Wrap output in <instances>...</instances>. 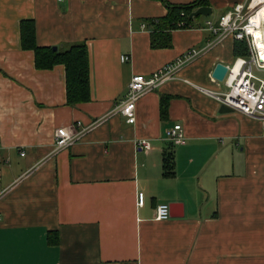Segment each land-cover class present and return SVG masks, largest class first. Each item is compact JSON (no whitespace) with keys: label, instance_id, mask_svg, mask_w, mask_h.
<instances>
[{"label":"crops","instance_id":"1","mask_svg":"<svg viewBox=\"0 0 264 264\" xmlns=\"http://www.w3.org/2000/svg\"><path fill=\"white\" fill-rule=\"evenodd\" d=\"M194 1L0 0V264H264L262 124L220 113L202 91L225 92L215 66L249 57H234V39L145 93L133 124L113 112L134 75L203 50L211 38L204 23L244 0H208L209 16L173 30L170 48L152 49L149 21L164 17L167 3ZM25 20L34 22L39 47L85 43L88 102L66 105L63 66L35 68L33 52L20 46ZM252 72L264 79V70ZM75 121L98 122L56 152L54 131ZM175 124L185 133L180 145L164 139ZM163 204L170 218L157 221Z\"/></svg>","mask_w":264,"mask_h":264},{"label":"built area","instance_id":"2","mask_svg":"<svg viewBox=\"0 0 264 264\" xmlns=\"http://www.w3.org/2000/svg\"><path fill=\"white\" fill-rule=\"evenodd\" d=\"M264 0H244L234 4L231 9L224 12L216 21H206L203 29L208 31L211 38L206 42L203 50L188 49L172 62L164 65L150 75H134L127 85L124 96L115 104L114 113L120 114L126 122L135 121V107L138 100L147 92L155 91L167 82L178 79L179 71L196 59L202 52L221 42L225 37H232L236 41H246L250 55L238 58L233 65L227 67L224 83L227 90L223 93L210 95L221 106L246 117L261 122L264 133V79L256 77L252 70H264ZM129 57L121 56V61ZM83 125L75 121L67 127L57 128L53 133L54 150L66 149L78 141L97 123ZM164 139L172 145L184 143L185 133L181 125L175 124L165 129ZM136 147L149 149V143L138 140ZM24 155V152H21ZM143 195L138 194V204L142 205ZM155 220L166 221L170 218L168 205H159L156 208Z\"/></svg>","mask_w":264,"mask_h":264},{"label":"trees","instance_id":"3","mask_svg":"<svg viewBox=\"0 0 264 264\" xmlns=\"http://www.w3.org/2000/svg\"><path fill=\"white\" fill-rule=\"evenodd\" d=\"M208 0H195L187 5L166 4L167 13L164 17L150 20V47L152 49H168L172 46L171 32L176 29L192 28L194 21L189 15L199 7H208ZM20 46L22 50L32 51L34 66L37 70H50L61 65L65 71L66 105L73 107L90 100L88 82V56L85 43L74 44L64 48L39 47L35 42V25L32 20L21 21L19 24ZM234 57H247L250 49L246 41L234 40ZM166 98H161L160 112H166ZM172 153L163 160V175L173 176Z\"/></svg>","mask_w":264,"mask_h":264},{"label":"water","instance_id":"4","mask_svg":"<svg viewBox=\"0 0 264 264\" xmlns=\"http://www.w3.org/2000/svg\"><path fill=\"white\" fill-rule=\"evenodd\" d=\"M210 14H211V9L209 7H199L189 15V19L193 20L194 18L200 16L207 17ZM53 50H56V47H54ZM226 73H227V67L222 64H217L213 70L212 77L215 80L222 82L224 80ZM228 112H231V110H229L224 106H221L220 113H228Z\"/></svg>","mask_w":264,"mask_h":264},{"label":"bare ground","instance_id":"5","mask_svg":"<svg viewBox=\"0 0 264 264\" xmlns=\"http://www.w3.org/2000/svg\"><path fill=\"white\" fill-rule=\"evenodd\" d=\"M262 15H263V17H264V9H263V11H262Z\"/></svg>","mask_w":264,"mask_h":264},{"label":"rangeland","instance_id":"6","mask_svg":"<svg viewBox=\"0 0 264 264\" xmlns=\"http://www.w3.org/2000/svg\"><path fill=\"white\" fill-rule=\"evenodd\" d=\"M200 19H202V18H199V20H200ZM261 76H264V74H262ZM224 91H225V89H224Z\"/></svg>","mask_w":264,"mask_h":264}]
</instances>
